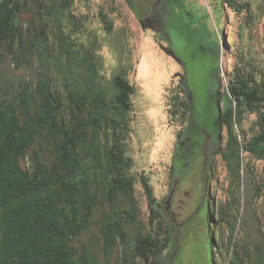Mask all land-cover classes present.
<instances>
[{
	"label": "trees",
	"instance_id": "obj_1",
	"mask_svg": "<svg viewBox=\"0 0 264 264\" xmlns=\"http://www.w3.org/2000/svg\"><path fill=\"white\" fill-rule=\"evenodd\" d=\"M73 1L0 0V58L18 69L36 64L12 93L0 86V264H160L172 239L158 219L154 227L143 224L129 156L136 87L125 71L108 81L95 41L85 43L74 27H64L75 21ZM215 1V8L229 5L244 19L240 41L230 43L234 67L216 95L218 104L226 103L214 128L221 144L216 154L232 180L214 218L223 239L212 235L211 241L223 246L229 264H264V167L255 172L251 164L264 165V51L256 48L254 31L261 17L254 6L263 13L264 4ZM199 35V50L214 39ZM182 84L169 113L188 121L186 76ZM243 175L244 187L254 185L258 195L253 202L242 191Z\"/></svg>",
	"mask_w": 264,
	"mask_h": 264
},
{
	"label": "rangeland",
	"instance_id": "obj_2",
	"mask_svg": "<svg viewBox=\"0 0 264 264\" xmlns=\"http://www.w3.org/2000/svg\"><path fill=\"white\" fill-rule=\"evenodd\" d=\"M176 1L180 6H174ZM251 1L258 7L264 4ZM215 4V0H74L75 21L63 24L80 32L85 43L95 41L108 81L125 71L136 87L129 156L143 224L154 227L158 219V229L172 239L160 255V264H229L223 246L214 248L211 241L212 235L221 237L215 212L226 202L232 180L224 157L216 154L220 143L215 123L226 108L225 102L218 104L216 95L227 69L234 67L230 43L240 41L237 31L244 18L229 5L215 8ZM182 6L188 10L178 12ZM254 8V14H261L254 27L260 44L255 46L264 51V12ZM201 33L214 39H207L199 50ZM35 65L18 69L10 58H0V86L12 93L20 81L35 73ZM183 76L192 95L187 98L192 105L188 121L169 113L174 109L172 96L183 93ZM221 134L225 142L226 127ZM251 164L255 172L264 167L256 160ZM143 176L149 179L156 202L150 203ZM247 181L243 175L242 191L253 202L258 195L254 185L244 187ZM222 233L226 244L228 232Z\"/></svg>",
	"mask_w": 264,
	"mask_h": 264
},
{
	"label": "water",
	"instance_id": "obj_3",
	"mask_svg": "<svg viewBox=\"0 0 264 264\" xmlns=\"http://www.w3.org/2000/svg\"><path fill=\"white\" fill-rule=\"evenodd\" d=\"M172 55L175 56L174 53Z\"/></svg>",
	"mask_w": 264,
	"mask_h": 264
}]
</instances>
